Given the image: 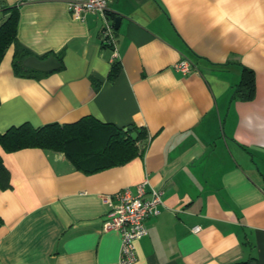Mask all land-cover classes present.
Segmentation results:
<instances>
[{
	"label": "crops",
	"instance_id": "obj_1",
	"mask_svg": "<svg viewBox=\"0 0 264 264\" xmlns=\"http://www.w3.org/2000/svg\"><path fill=\"white\" fill-rule=\"evenodd\" d=\"M14 6L18 39L62 67L19 76L8 47L0 132L93 115L144 127L150 140L127 162L90 173L61 151L0 146L9 172L0 264H121V232L104 229L105 199L143 183L145 197L163 191L162 203L132 264H264V0H112L116 59L102 15L77 19L67 0H0V25ZM185 57L187 74L174 68ZM244 67L255 76L250 99L237 92Z\"/></svg>",
	"mask_w": 264,
	"mask_h": 264
},
{
	"label": "trees",
	"instance_id": "obj_2",
	"mask_svg": "<svg viewBox=\"0 0 264 264\" xmlns=\"http://www.w3.org/2000/svg\"><path fill=\"white\" fill-rule=\"evenodd\" d=\"M10 12L0 25V63L11 44L15 45L13 68L19 76H33L23 64V60L35 55L17 36L19 10L9 7ZM53 54L47 52L38 55L44 58ZM60 58V56H59ZM62 67V66H61ZM120 62L115 61L109 74V80H114L119 72ZM254 71L244 67L243 80L237 92L245 99L254 95ZM150 140L144 127L132 124L120 127L114 123L103 122L93 115H87L75 122H51L34 126L29 122L10 127L0 132V146L12 152L28 147H38L64 152L76 169L86 173L116 166L127 162L136 155L143 153ZM0 186H9V172L0 155ZM3 220L0 217V225ZM238 261L232 264H249Z\"/></svg>",
	"mask_w": 264,
	"mask_h": 264
},
{
	"label": "built area",
	"instance_id": "obj_3",
	"mask_svg": "<svg viewBox=\"0 0 264 264\" xmlns=\"http://www.w3.org/2000/svg\"><path fill=\"white\" fill-rule=\"evenodd\" d=\"M36 0H21L30 2ZM112 0H67L72 15L83 20L87 13L100 14L104 17L101 29L102 40L105 46L113 51V59L118 56L117 38L114 24L107 19L109 3ZM193 63L188 58H183L174 64L175 70L187 74L192 70ZM145 183L139 185L137 193L130 190L118 192L115 198L106 197L109 207L104 220V229H118L121 232L122 244L120 263L132 264L137 259V241L148 233L146 220L149 216L159 212L162 203L163 191L152 188L150 196L145 197ZM195 227L194 230H198Z\"/></svg>",
	"mask_w": 264,
	"mask_h": 264
},
{
	"label": "water",
	"instance_id": "obj_4",
	"mask_svg": "<svg viewBox=\"0 0 264 264\" xmlns=\"http://www.w3.org/2000/svg\"><path fill=\"white\" fill-rule=\"evenodd\" d=\"M111 14L108 13V18L111 19ZM121 21V17H115V26L117 27ZM23 64L28 68H33L38 71H53L58 69L61 64L57 56L50 54L47 57L40 58L37 55H30L23 60ZM249 264H256L255 261H251Z\"/></svg>",
	"mask_w": 264,
	"mask_h": 264
},
{
	"label": "bare ground",
	"instance_id": "obj_5",
	"mask_svg": "<svg viewBox=\"0 0 264 264\" xmlns=\"http://www.w3.org/2000/svg\"><path fill=\"white\" fill-rule=\"evenodd\" d=\"M107 13H108V12H107ZM106 17H107L108 20H110V19L108 18L107 14H106ZM110 21H111V20H110ZM111 22H112V21H111ZM112 23H113V22H112ZM107 47H108V46H107ZM109 48H110V47H109Z\"/></svg>",
	"mask_w": 264,
	"mask_h": 264
}]
</instances>
